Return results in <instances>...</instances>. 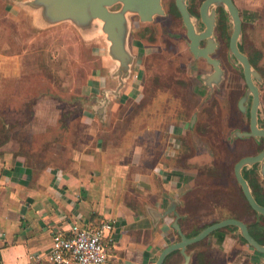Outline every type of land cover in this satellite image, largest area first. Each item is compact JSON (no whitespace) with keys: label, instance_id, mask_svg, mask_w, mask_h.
Listing matches in <instances>:
<instances>
[{"label":"crops","instance_id":"1","mask_svg":"<svg viewBox=\"0 0 264 264\" xmlns=\"http://www.w3.org/2000/svg\"><path fill=\"white\" fill-rule=\"evenodd\" d=\"M10 11L20 16L19 11ZM6 45L0 39V103L11 97L6 88L21 71L20 56L5 52ZM8 105L0 108V135L6 136L0 140V264H54L48 252L54 231L67 233L72 222L95 227L103 220L111 225L103 264H153L173 234L169 216L153 228L146 205L161 210L170 197L181 194L183 203L177 208L182 214L197 217L208 210L193 188L203 182L202 174L213 161L199 145L186 156L178 155L179 137L185 131L189 134L185 127L173 122L159 130L156 140L140 139L142 130L129 129L112 145L105 138L109 132L88 123L82 132L90 139L75 142L62 139L68 124H38L27 130L26 124L7 119L5 113L19 112ZM213 183L228 185L226 180ZM231 196L242 198L238 192ZM228 212L232 213L224 205L211 209L208 217L198 215L196 225ZM218 235L210 234L189 247L193 255L199 251L193 250L197 245L205 250L190 264L222 263V252H229L235 241ZM241 251L245 250L241 248L228 263L244 264Z\"/></svg>","mask_w":264,"mask_h":264},{"label":"rangeland","instance_id":"2","mask_svg":"<svg viewBox=\"0 0 264 264\" xmlns=\"http://www.w3.org/2000/svg\"><path fill=\"white\" fill-rule=\"evenodd\" d=\"M170 1L162 0L165 9ZM8 6L19 11L20 16H12ZM30 18L28 13L19 10L9 0H0V39H3L4 43L7 41L5 52L18 54L21 63L20 74L11 84H7L6 90L10 92L11 97L3 99L0 103V108L5 103L19 111L16 115L5 113L7 119L26 124L27 130L38 124H68L69 128L64 130L62 139L75 142L78 138L85 141L90 139V134L84 135L82 128L92 123L99 131L109 132L105 138L111 139L110 144L115 145L120 140V134L129 129L133 132L142 130L140 139L145 137L149 140L159 139V130L173 122L175 127L178 125L183 129L191 113L196 111L198 97L190 99L187 94L185 68L181 61L184 54L183 43L167 37V32L179 30L176 20L156 16L152 22L139 24L134 19L131 45L137 53V61L133 78L123 90L121 99L110 106L108 119L102 124L86 108V104L90 103L87 99L90 94L99 95V85L104 79V42L100 38L84 40L69 23L37 29L32 26ZM102 83L108 86L105 80ZM215 113L208 111L209 119H213ZM199 118L197 133L201 124L206 126V114L201 113ZM213 124H210V133L206 136L202 133L200 137L205 136L209 143L211 142L214 149V152L210 149L212 155L216 153V157L220 156L226 160L229 152L226 151L222 140L226 129L216 128ZM146 127L157 131H149ZM111 128L115 130L110 134ZM200 137L194 131L189 134L185 131V134L179 137L182 147L178 155L183 157V145L193 149L194 141L198 143L204 140ZM125 138L121 139L126 141L127 137ZM205 143L209 145L207 141ZM231 165L228 164L227 170H231ZM255 179L264 190V181ZM207 191L203 189L199 193L202 203L208 205L214 200L216 202L213 204H217L218 196ZM222 200L223 205L226 202L227 208L239 217L246 221L253 219L252 211L240 196H223ZM219 216L223 217V214L220 213ZM223 231L227 235L231 234L228 229ZM231 235L237 240L234 246L229 248V252H222L221 264H229L230 257L239 254L241 248L247 251L238 235ZM174 238L172 235L171 239ZM228 247L226 244L225 248ZM193 250H202V247L197 245ZM180 261L179 254L175 253L166 264H181ZM258 263L256 257H251L246 259L244 264Z\"/></svg>","mask_w":264,"mask_h":264},{"label":"flooded vegetation","instance_id":"3","mask_svg":"<svg viewBox=\"0 0 264 264\" xmlns=\"http://www.w3.org/2000/svg\"><path fill=\"white\" fill-rule=\"evenodd\" d=\"M205 1L206 0H186V8L191 17V29H187V27L184 26L182 18L177 10L175 0L170 1L167 9L164 8V15L158 16L176 20L178 24L179 30L167 32V37L183 43L184 54L181 61L185 68L184 78L187 82V94L190 99L194 97H198L199 99L196 104V111H193L190 115V119L194 112H196L197 115L193 125V131L199 137L202 133L206 136V134L211 131L209 129L211 123H214L213 125H215L214 127L216 128L226 129V133L222 140L225 144L226 151L229 152V156L227 157L226 155V160L221 159L220 156L216 157V153L212 155L210 149L212 152H214V149L211 142L209 143V140H207L204 135V138H200L205 141L200 140L198 143L194 141L195 144H193V149L191 146H189V148L188 145L187 147L183 145L184 156L195 151L196 145H199L200 151L205 152L206 156L213 161L210 167H206L207 170L202 174L203 182L197 184L196 188H193V191L201 193L203 189H205V191L208 190L211 194H216V196H218V203L213 204L216 202L214 200L209 203L207 202L208 205L205 204V207H208V210L204 212V214H197L195 218L194 216H190V214L184 215L178 211L177 207L181 206L183 203L181 200V204L176 207V210L182 216L178 221L182 232L186 236H191L194 231L198 232L213 222L224 218H236L247 224L249 233L258 242L264 243L261 238L264 235V219L262 217L259 219L256 218L254 212L244 199L234 175L235 163L242 157L253 156L260 152L264 148V139L259 137L258 141H256L253 137L237 138L231 136L234 130L249 131L250 114L254 105L253 89H250L247 93L248 85L243 73L242 62L231 48V38L235 26L233 18L234 11L231 6L236 9L239 20V35L235 41L236 49L241 55L245 56L248 63L260 76L259 80L254 75H250L251 81L256 87L258 94V105H255L257 126L264 129V0H216L207 7L204 6ZM193 47L196 49L197 55L192 51ZM208 111L209 113L212 111L216 112L213 119H209ZM201 113L206 114V126L204 127L201 124V128L199 127L197 133L196 127H198L200 123L199 117ZM190 119L185 125L189 133ZM206 141L209 145H206ZM180 147H182V144H179V152ZM230 163L232 164L231 170H227L228 164ZM258 170L259 165L255 164L252 169L244 170L243 174L249 181L256 198L259 200L260 197H264V190L259 181L255 178H259L261 181H264V179L261 177ZM216 179L219 181L226 180L228 185L215 186L213 181H216ZM232 181L234 187L230 188V182ZM235 192L240 193L246 206L252 211L254 216L251 221H246L234 212H228V214L223 215V217L217 215V218L202 221V224L196 225L199 222V217H201L198 215L208 217L207 215L210 214L211 209L217 210L223 205V196H231ZM198 199L199 202H202L200 197ZM260 199L264 201V198ZM202 204L204 205V203ZM224 207L227 208L226 202ZM169 217L171 218L170 228L172 234L175 236L174 240L171 242H174L178 240L179 237L176 230L172 227V222L175 217L173 215ZM226 229L230 230L231 234H235V228L229 227L218 229L211 234L218 233L219 239L221 240H224V238H226L225 236H228L236 242L237 239H235L233 235H227V233L223 231ZM238 239L242 241L239 235ZM242 243L247 249V251L245 250L246 252L243 253L244 255H242L244 259H251V257L255 259L257 255L264 256V254H259L246 242L242 241ZM191 245L186 248L187 253L190 252L188 249ZM204 251L205 250L196 251L197 253H194V255L190 252V261L192 257L193 259L196 258L197 255L200 257V254L204 253ZM175 253L180 255V262L182 264L183 257L179 251H175L168 255L163 264H166L170 256Z\"/></svg>","mask_w":264,"mask_h":264},{"label":"water","instance_id":"4","mask_svg":"<svg viewBox=\"0 0 264 264\" xmlns=\"http://www.w3.org/2000/svg\"><path fill=\"white\" fill-rule=\"evenodd\" d=\"M11 4L19 10L30 15L33 27L46 29L61 23L71 24L84 40L100 38L105 45V64L102 70L104 79L99 85V95L90 94L86 108L102 124L109 116L110 106L121 99L123 90L129 85L133 78V72L137 61V53L131 45V31L134 19L139 24L154 21L156 16L165 14L162 0H9ZM216 0H206L204 6L214 3ZM177 10L182 18L184 26L190 27V14L186 8V0H175ZM234 11L235 22L234 33L231 38V48L242 62L243 73L248 85L247 93L250 89L254 92V105L250 114L249 131L234 130L231 134L237 138L253 137L258 141L259 137L264 139V129L257 126L256 109L258 105L257 90L251 81L254 75L260 80L258 73L251 67L245 56L236 49L235 41L239 35V20L237 11ZM213 20V18H212ZM191 35V34H190ZM192 40L193 37L191 36ZM192 51L197 55L196 49ZM108 82V86L103 85V81ZM102 83V84H101ZM86 101V100H85ZM85 104V103H84ZM196 112L190 119V132L196 120ZM259 165V174L264 179V148L253 156H245L239 159L234 165V175L240 187L241 193L254 212L257 219H264V205L256 198L249 181L243 171L252 169ZM181 194L170 197L168 206L164 209H156L146 205L145 212L150 218L153 228L166 216L173 215L175 218L172 227L176 230L179 239L164 246L157 254L153 264H163L165 258L175 251L183 257L182 264H189L191 254L186 252V248L194 244L218 229L229 227L235 228V234L239 235L242 241L253 247L259 254H264V243L258 242L250 233L247 224L236 218H224L213 222L195 234L186 236L179 224L182 217L176 207L181 204ZM263 237V236H262ZM259 264H264V256H255Z\"/></svg>","mask_w":264,"mask_h":264},{"label":"built area","instance_id":"5","mask_svg":"<svg viewBox=\"0 0 264 264\" xmlns=\"http://www.w3.org/2000/svg\"><path fill=\"white\" fill-rule=\"evenodd\" d=\"M111 225L103 220L95 227L70 224L67 233L54 231L49 257L54 264H103L109 254Z\"/></svg>","mask_w":264,"mask_h":264},{"label":"trees","instance_id":"6","mask_svg":"<svg viewBox=\"0 0 264 264\" xmlns=\"http://www.w3.org/2000/svg\"><path fill=\"white\" fill-rule=\"evenodd\" d=\"M0 123H1V120H0ZM6 136L4 135V134H2V135H0V140L1 139H3V138H5ZM1 142V141H0ZM255 186H256V184H255ZM260 198H264V197H260ZM259 198V202L261 203V204H263L264 205V201H261V199ZM258 199V198H257ZM249 206V205H248ZM262 239H263V241H264V235H263V237H261Z\"/></svg>","mask_w":264,"mask_h":264}]
</instances>
